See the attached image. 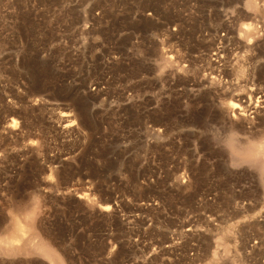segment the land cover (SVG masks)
I'll use <instances>...</instances> for the list:
<instances>
[{
	"label": "rangeland",
	"instance_id": "1",
	"mask_svg": "<svg viewBox=\"0 0 264 264\" xmlns=\"http://www.w3.org/2000/svg\"><path fill=\"white\" fill-rule=\"evenodd\" d=\"M262 162L264 0H0V248L35 210L63 264H264Z\"/></svg>",
	"mask_w": 264,
	"mask_h": 264
},
{
	"label": "bare ground",
	"instance_id": "2",
	"mask_svg": "<svg viewBox=\"0 0 264 264\" xmlns=\"http://www.w3.org/2000/svg\"><path fill=\"white\" fill-rule=\"evenodd\" d=\"M245 31H246L247 36H250V34L252 33V29L249 26L246 27ZM168 60H169V57L168 59L166 57L165 62L168 63L171 61V60L170 61ZM237 108L238 106L236 104H230L227 108L228 109L227 113H229L230 115L231 114L233 115L234 113H236ZM68 118H69V115H68ZM64 120L67 121L66 118ZM11 122H12L11 127H14V124H15L14 120H12ZM69 126L66 125L65 128ZM228 141H229V147L231 151L238 158L239 163L240 162L241 163H251V162L256 161L257 159H260L259 157L263 149L262 142H261L262 146H260V144H258L259 141H257L258 145H256V143L254 142L255 144H251V146L248 145L247 147L239 148L238 146L235 145L234 140L232 138H230ZM37 208H39V206L38 207L35 206L34 209H37ZM101 210L107 211L108 209L106 207V208H101ZM33 212L36 213L35 210ZM33 212H31L29 216L21 219V221L19 220L15 221L13 230H12V236L9 237L8 239V244H10V247L7 250L0 248V253L1 251H4V252L6 251L5 254L10 255V256H13L15 254L17 255L26 254L27 255L30 253L29 248H31L33 253L47 260L49 264H63L62 258L59 256L57 251L51 246V244L47 241V239H43V237L41 238L40 235L37 232H35L36 225L34 224L33 220L36 221L37 215L32 216ZM34 217L36 219H33Z\"/></svg>",
	"mask_w": 264,
	"mask_h": 264
},
{
	"label": "built area",
	"instance_id": "3",
	"mask_svg": "<svg viewBox=\"0 0 264 264\" xmlns=\"http://www.w3.org/2000/svg\"><path fill=\"white\" fill-rule=\"evenodd\" d=\"M99 13H100L99 11H96L95 12V15L98 17L99 16ZM148 16L151 18V14L148 15ZM140 17H144V16H140ZM135 44L138 45V46L141 45V44H137V43H135Z\"/></svg>",
	"mask_w": 264,
	"mask_h": 264
},
{
	"label": "snow or ice",
	"instance_id": "4",
	"mask_svg": "<svg viewBox=\"0 0 264 264\" xmlns=\"http://www.w3.org/2000/svg\"><path fill=\"white\" fill-rule=\"evenodd\" d=\"M247 27V26H246ZM262 166H264V162H262Z\"/></svg>",
	"mask_w": 264,
	"mask_h": 264
}]
</instances>
